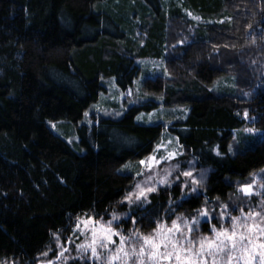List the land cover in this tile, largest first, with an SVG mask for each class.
<instances>
[{
    "label": "trees",
    "instance_id": "obj_1",
    "mask_svg": "<svg viewBox=\"0 0 264 264\" xmlns=\"http://www.w3.org/2000/svg\"><path fill=\"white\" fill-rule=\"evenodd\" d=\"M143 61L161 63L153 78ZM110 85L139 104L88 119ZM162 132L204 180L150 194L135 229L254 207L238 189L264 172V0H0V264L125 210Z\"/></svg>",
    "mask_w": 264,
    "mask_h": 264
},
{
    "label": "rangeland",
    "instance_id": "obj_2",
    "mask_svg": "<svg viewBox=\"0 0 264 264\" xmlns=\"http://www.w3.org/2000/svg\"><path fill=\"white\" fill-rule=\"evenodd\" d=\"M139 65L152 78L154 72L162 66L160 62L153 61H143ZM117 88L114 85L108 87L107 92L101 96L99 105L92 108L90 113L88 112V119L91 113L94 115L93 121L100 117H117L128 107L139 104L136 102L134 89L119 91ZM163 114L164 110L157 109L148 114L139 115L138 120L149 123L157 120ZM51 126L53 129V125ZM185 172H191L192 175L190 177L185 176L183 174ZM202 174V171L196 168L193 161L188 158L177 139L169 136L167 132H162L161 139L153 152L139 161L131 190L120 201L126 206V209L115 211L107 219L94 220L88 216L78 218L66 242L56 241L55 246L43 252L34 264H69L73 261L89 264H177L175 255L171 260L161 258L159 261H153L151 255L141 257L140 249L142 246L148 253L154 251L151 244H145V241L141 239L142 236L151 237L157 244H162L165 240L170 241L167 248L169 252L174 253L176 250L182 251L187 248L189 250L187 253L182 252V264H188L189 261L192 264H198V262L203 264L201 257L194 255V253L200 252V241L205 237L207 238L205 251H207L208 241L214 240L216 236L211 231L213 226L216 227L217 231L223 227V229L228 230L229 234L234 231L237 238L243 234L245 237L243 248L246 251L242 249L232 253L229 251L231 249V243H229L228 249L215 257H204L206 264H245V261L250 258H253V264H261V253L264 252V248L261 247L264 245V231H262L264 230V219H262L264 217V172L254 174L248 184L244 185L250 186L248 193L243 190V187L238 189L243 196L254 198L253 208L245 210L244 208L235 209V207V211L230 212L226 207H221L219 219L216 221H213L210 218L211 214L207 213L206 218L200 219L199 223L192 225V220L200 218L202 212L206 211L200 210L191 218L177 216L170 222H161L155 226V229L148 232H140L135 229L133 210L145 206L150 194L162 188L178 186L183 196H189L194 193L192 192L193 187L196 189L202 187L204 180ZM193 179L197 181L196 185H193ZM137 185L140 187L137 188ZM148 189L155 190L148 191ZM141 192L144 195H140ZM129 193L132 194L131 202L129 199H125ZM145 195L147 196L146 200L144 199ZM138 196L139 199H137ZM222 213L224 214L223 219H221ZM178 217L181 219H177ZM233 217H241L235 228H233ZM174 220L177 222L178 230L173 228L172 222ZM185 220L189 222L188 226L184 225ZM189 227L192 228L191 232ZM109 229L111 232L108 231ZM121 236L125 237L124 243H121ZM93 241H95L94 244ZM176 242L180 243L174 249L173 244ZM93 247L97 253L95 257L92 255ZM118 249L123 251L118 252ZM159 251L164 252L165 249L161 247ZM124 253L128 255L125 256ZM116 255H119L120 259L115 262L110 261L109 257ZM238 256H242L243 259L237 260ZM12 264L18 263L12 262Z\"/></svg>",
    "mask_w": 264,
    "mask_h": 264
},
{
    "label": "snow or ice",
    "instance_id": "obj_3",
    "mask_svg": "<svg viewBox=\"0 0 264 264\" xmlns=\"http://www.w3.org/2000/svg\"><path fill=\"white\" fill-rule=\"evenodd\" d=\"M244 115H245V118L247 119V117H248L247 111L245 112ZM247 131L249 133H251L254 130L253 129H247ZM229 150L231 151V146H230ZM216 154L220 155L219 152H217ZM183 174L185 176H188V177H190L192 175L191 172H185ZM192 183H193V185H196L197 181L195 179H193ZM139 187H140V185H137V188H139ZM242 187H243V190L246 193H248L250 186H242ZM154 190L155 189H148V191H154ZM196 191H197L196 187H193L192 192H196ZM131 195L132 194L129 193L128 197L125 198V199H129V202H131L130 201ZM140 195H144V193L141 192ZM139 198L140 197L138 196L137 199H139ZM144 199L145 200L147 199L146 195L144 196ZM207 215H208L207 212L203 211L200 218H194L192 220V222H191L192 225H195L196 223H199L200 219L206 218ZM223 216H224V214L222 213L221 214V219H223ZM242 216H243V213H242ZM114 219H115V217H114ZM177 219H181V218L178 217ZM240 219H241V217H233L232 218L233 228L236 227L237 221H239ZM262 219H264V217H262ZM109 223H111V222H109ZM134 223H135V221H134ZM172 223H173V228L178 230L177 222L174 220ZM184 225L188 226L189 222L185 220ZM78 226H79V224L77 225V227ZM157 227L159 228V225ZM108 231L111 232L110 229ZM154 231H156V230H154ZM169 231L171 232L172 230H169ZM189 231L190 232L192 231L191 227H189ZM211 231L213 233H215L216 236H215L214 240L208 241V243H207V251H205V241L207 240V238L205 237V238H202L201 241H200V245H201L200 252L199 253H194V255H197V256L201 257V260L203 261V264H206V260L203 259L204 257H207V256L215 257L220 252H223L226 249H228V244L229 243H231V249H229V251L232 252V253H235L236 251H239V250H242V249L246 251V249L243 248V240L245 239L243 234H241L239 236V238H237L234 231H233L232 234H229L228 230L227 229H223V227H221L220 231H217L215 226L212 227ZM262 231H264V230H262ZM120 239H121V243H124L125 237L121 236ZM141 239H143L145 241V244H151L152 248L154 249V251L152 253H148L147 250L142 246L141 249H140L141 257L144 256V255H151V258L153 259V261H159L161 258L171 260L173 255H175V259L177 261V264H182V252L183 253H187L189 251L187 248H185L182 251L181 250H176L173 253V252L167 251L168 243L170 241L165 240L164 242H162V244H157V243H155L152 240L151 237H148V236H142ZM94 243H95V241H93V244ZM179 243L180 242H176L175 244H173V248L176 249L177 245ZM188 243H191V241H188ZM161 247H163L165 249L164 252H160L159 251V249ZM261 247L264 248V245H261ZM117 251L121 252L123 250L122 249H118ZM96 254H97L96 253V249H95V247H93L92 248V255L95 257ZM124 255L127 256L128 254L124 253ZM109 259H110V261L115 262L116 260L120 259V256L119 255L112 256V257H109ZM230 259H231V257H230ZM241 259H243L242 256H238L237 257V260H241ZM188 264H192V262L189 261ZM198 264H199V262H198ZM245 264H253V258H250V259L246 260ZM261 264H264V252L261 253Z\"/></svg>",
    "mask_w": 264,
    "mask_h": 264
}]
</instances>
